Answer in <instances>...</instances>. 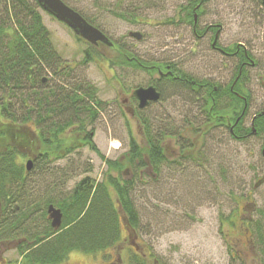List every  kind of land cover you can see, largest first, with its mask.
Returning a JSON list of instances; mask_svg holds the SVG:
<instances>
[{"label":"rangeland","instance_id":"1","mask_svg":"<svg viewBox=\"0 0 264 264\" xmlns=\"http://www.w3.org/2000/svg\"><path fill=\"white\" fill-rule=\"evenodd\" d=\"M64 1L143 60L176 64L195 78L216 84H226L235 75L237 58L212 50L211 34L200 38L179 20L180 6L190 0ZM38 11L62 64L91 83L103 102L92 126L99 152L84 147L51 164L62 179H70L69 188L86 177L101 181L106 160L124 163L131 136L146 149L143 122L162 139L166 163L158 174L143 170L133 192L141 222L132 238L123 235L125 244L118 253L124 264L135 252L129 248L132 242L150 264H264V182L255 187L264 177V135L245 141L232 138L226 128L205 122L202 101L165 83H161V101L131 116L124 106L126 98L137 88L154 84L158 76L117 66L116 53L103 45L90 48L67 25L43 9ZM0 17H6L1 5ZM208 25L219 29L222 46L242 44L256 62L249 67L251 101L245 126L250 127L253 117L264 110V6L260 0H208L200 26ZM135 32L141 40L131 36ZM88 51L94 61L83 65ZM41 78L47 80L44 85L57 83L50 72L44 71ZM122 172L124 178L135 177L129 166ZM8 241L0 244V264H22L17 244ZM110 258L105 253L73 252L67 264H103Z\"/></svg>","mask_w":264,"mask_h":264},{"label":"trees","instance_id":"2","mask_svg":"<svg viewBox=\"0 0 264 264\" xmlns=\"http://www.w3.org/2000/svg\"><path fill=\"white\" fill-rule=\"evenodd\" d=\"M1 1L6 17H0V244L15 240L8 242L17 244L22 264H67L73 252L97 255L123 249V235L127 232L122 213L137 231L141 219L133 192L142 181L143 170L151 169L158 174L166 163L162 139L160 135H152L151 126L143 122L146 149L131 136L124 163L106 160L107 172L101 181L86 177L69 188L70 179H62L51 164L84 147L99 152L93 142L95 130L92 126L103 110V102L91 83L81 81L74 76L73 67L62 64L38 11L42 7L37 0ZM190 1V7L182 8L187 12L186 21L193 24V7L202 0ZM260 3L264 6L262 0ZM77 38L90 48L96 47ZM112 42L113 47L102 45L116 53L117 66L143 71L150 76L158 68H164L163 64L143 60L125 46ZM227 51L237 55L242 70L239 67L226 88L219 86V90H225L219 96L214 92L216 84L210 81L208 123L221 127L226 125L227 118L233 122L239 118L235 132L241 135L240 141L264 135V110L257 113L250 127L245 126L251 101L246 83L248 67L254 61L252 54L238 43L227 47ZM92 61L94 56L86 52L83 65ZM169 66L181 76L184 88H194L193 82H209L177 69L175 64ZM44 71L56 77L57 83L44 85L47 82L41 78ZM162 81L175 89L176 84L172 83L177 79L173 72ZM157 82L153 80L154 84ZM233 83V89L244 98L233 94ZM159 87L162 91L161 84ZM26 157L33 161L31 171H27L22 161ZM125 166L134 170L135 177L121 176ZM41 189H44L43 196H34ZM42 201L43 207L40 206ZM51 205L63 213L62 226L58 230L52 227L49 218ZM128 258V264H150L147 255L140 251L130 252Z\"/></svg>","mask_w":264,"mask_h":264},{"label":"flooded vegetation","instance_id":"3","mask_svg":"<svg viewBox=\"0 0 264 264\" xmlns=\"http://www.w3.org/2000/svg\"><path fill=\"white\" fill-rule=\"evenodd\" d=\"M206 3H207V1L202 0V2L199 3L196 7H193V14H194V17H193L194 18V22H193V24H190L189 22L186 21V20H188L187 12H186L185 9L182 8V6H188V7H190L191 6V1H189L186 5L180 6L179 11H178V14L180 15L179 16V20H181L182 23L190 26L191 29L193 30V33L196 36H200V38L201 37H204V36H206L208 34H211V36H213V39H212L213 41H212V44H211L212 50L216 51L217 53H219L222 56L235 57V58H237V55H235V53L228 52L227 51V47H224V46H222L219 43V29L217 27H214L213 25H208V26H206V27H204V28L201 29V26H200V18H201V15L203 13V9H204V6H205ZM200 29H201V32L202 33L200 32ZM239 45L243 46L242 44H239ZM239 63H240V60L238 59V65H237V69L235 71V75L233 76V78H232V80L230 82H228L226 84H216L215 83L216 84V87L214 89L215 90L214 92H215L216 95L219 96V95H221V94H223L225 92V90H219L218 89L219 86H223V87L226 88L234 80V78L236 76V72H237V70H239V67L242 70V66H239ZM159 64H162V63H159ZM163 65H164V68H158L157 71H156V73L153 75V76H156V75L158 76V78L155 79V80H158V82L156 83L157 85L156 84H152L161 93V99H162V91H161L159 85L161 83H163V84L166 83V81H162V79L163 78H167V74L169 72H173V75L177 79V81L175 83H172V84H176L175 87H177L178 89H182V90L188 91V93L193 96L191 98L192 100H195L196 102L202 101V105H203L202 106V109H203V112L205 113L204 116H206V118H205L206 121L205 122L206 123L209 122V116L207 117L206 109H207L208 101H209L210 96L212 94V92L210 91V87L208 86V85H210L209 84L210 83V80L209 79H199L201 81L202 80H209V82H203V83L202 82H197V83L196 82H193V84L195 86L194 88H191V87H188V86H186L187 88H184V87H182V85L184 86L185 84L182 81L181 76L178 75L176 71L174 73V70L173 69H170V66H169L170 64H167V65L166 64H163ZM255 65H256V62L253 61V64H251V66L253 67ZM251 66H249V67H251ZM249 67H248V71H249ZM176 68L178 69L179 67L177 66ZM240 73H241V71H240ZM179 79H181V80H179ZM236 81H237V79H236ZM248 82H249V80L246 83V86L247 87H248ZM233 86H234V83L231 84V90H232L233 94L236 95V96H240V97L244 98L238 91H235L233 89ZM151 104H153V103H151ZM124 106H125L127 112L131 116L137 115V112H138V109H139V101L134 96V94H132L131 97L126 98V100L124 101ZM139 110H141V109H139ZM256 117H257V114L253 117V119L256 118ZM229 119H230V117L227 118L226 125L225 126H221V127L226 128V130L229 132V134H230V136L232 138H234V139L237 138L236 140H240L241 135L240 134H236V132H235V125L239 121V118H238V120L236 122H233L231 119L230 120ZM253 119H252V121H253ZM238 130L241 133V129H238ZM263 154H264V149H263ZM131 244L132 245H130L129 248H132L135 251H139L140 250V247H139L138 244H136L135 242H132ZM119 251H122V249H114L110 253L108 251L106 254L109 255L111 258L108 259L107 262L106 263H103V264H124V262L122 261V258L120 256V254L118 253Z\"/></svg>","mask_w":264,"mask_h":264},{"label":"water","instance_id":"4","mask_svg":"<svg viewBox=\"0 0 264 264\" xmlns=\"http://www.w3.org/2000/svg\"><path fill=\"white\" fill-rule=\"evenodd\" d=\"M42 9L55 17L58 21L67 25L73 32L89 44L97 46L100 43L113 47L112 40L99 28L89 23L78 11L67 5L63 0H37ZM264 2V0H263ZM131 36L141 40L142 35L140 33H131ZM134 96L139 101V108L145 109L151 103H157L161 100V93L155 86L139 87L134 91ZM254 121V120H253ZM253 133L256 134V130L253 128ZM27 171H31L33 168V161L28 160L26 162ZM264 182V177L259 180L255 187H258ZM49 218L51 225L54 229L58 230L62 226L63 213L60 209L54 205L48 208ZM123 222L129 237L132 238L135 235V230L129 225L126 216L122 213Z\"/></svg>","mask_w":264,"mask_h":264}]
</instances>
